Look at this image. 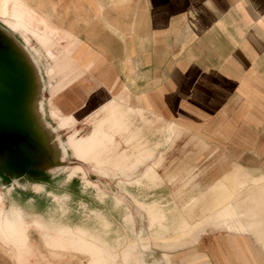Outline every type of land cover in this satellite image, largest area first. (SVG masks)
Masks as SVG:
<instances>
[{"label":"crops","instance_id":"0c3cea01","mask_svg":"<svg viewBox=\"0 0 264 264\" xmlns=\"http://www.w3.org/2000/svg\"><path fill=\"white\" fill-rule=\"evenodd\" d=\"M53 1L52 21L75 37L71 55L79 69L53 104L73 115L80 131L110 98L141 109L154 122L143 134L150 144L158 143L160 179L153 185L141 176L142 185L128 191L164 208L174 240L181 218L191 224L206 219L190 242L173 249L148 240L138 249L143 264H264V0ZM171 122L178 129L166 140L161 129ZM66 159L73 160L64 168L79 163L70 154ZM235 170L258 180L238 189L242 178L230 177ZM220 180L222 189L215 188ZM231 191L234 215L227 225L213 208ZM129 195L122 196L134 225L140 224L143 238L150 237L147 215ZM190 197L201 199L183 209ZM95 210L109 219L111 234L112 221Z\"/></svg>","mask_w":264,"mask_h":264},{"label":"bare ground","instance_id":"6f19581e","mask_svg":"<svg viewBox=\"0 0 264 264\" xmlns=\"http://www.w3.org/2000/svg\"><path fill=\"white\" fill-rule=\"evenodd\" d=\"M0 30L10 40V53L16 59L21 74V77H19L20 94L17 103L20 130L9 135L11 137L21 134L26 135L36 149L44 150L55 161H63L66 154H70L79 163L60 168L65 174L66 181L72 177L80 176L84 187H94L98 197L102 200L105 197L104 191L96 182L87 177V171L83 163L89 165L91 172H96L98 176L116 178L119 188L130 194L129 196L132 197L137 209L145 211L148 218V228L153 231L150 237L144 238L142 229L136 232L134 229L136 222L131 209L126 205L127 202L124 197L114 195L116 205H124L125 207L122 221L127 227H130V231L135 238L127 239L128 236H125L128 241L124 240L126 241L124 247L119 248L120 251L113 252L110 249L111 246L107 243L109 241L107 237L105 238L97 230H91L81 223L71 225L54 220L47 222L41 218L38 212H31L27 217L25 210L18 204H13L8 210H5L2 206L3 197L0 193V240L5 244H9L16 251L19 260L30 259L34 251L29 240L28 231L33 227L39 231L43 243L54 255L62 256L65 251L81 252L86 254L88 258L86 264H143V259L140 256L141 251H136V249L146 247L148 240H154L156 243L160 241L162 242L161 246L167 249L184 245L186 240L190 242L191 237L196 236L195 233L201 230L206 219L195 223L193 221V224H191L189 222L191 219L181 218L180 222L176 224L178 231H180L177 234V239L174 240L176 233L175 235L172 234L173 236L168 234L171 230L170 227H173V221L168 219L164 208L157 201L146 203L137 199L127 189L128 186H141V176L153 185L160 179L156 171L160 154L158 158L155 155V147L158 143L150 144L143 134L144 127L151 128L154 122L148 120L141 109L135 110L126 105L122 97H114L98 108L95 116L91 118L89 116L85 119V123L89 122L91 126L88 132L81 134L79 129L74 128L77 123L76 118L71 114H63L52 101L56 92L66 83L65 81H69L74 77L77 78L79 74V69L75 68L76 63L71 55L74 46L67 42V34L60 28L50 25L45 17L35 11L25 0H0ZM31 40L36 42L38 48L32 45ZM40 50L49 61L44 68L41 65ZM117 106H120V109L117 108L114 111L113 108ZM136 117L140 119L141 126H135L134 120ZM48 119L53 125L47 121ZM69 128H71V131L65 135V139L57 141L60 138V131ZM176 129H178V125L171 122L161 130L167 132L166 140H169L171 134L177 132ZM121 144L124 146L121 147ZM148 161H150V164L147 163ZM142 165H145V170L140 178L135 177L132 179L133 176L131 175ZM54 166V164L49 163L46 164L45 168L55 170L57 167ZM237 182L238 185H236ZM237 182L235 186H238V189L246 183L238 180ZM231 185L233 186V184ZM222 186L223 183L220 180L217 181L215 188L222 189ZM31 187L35 192H40L43 189L41 183L33 182ZM232 188L235 189L234 186ZM206 190L208 191V188ZM237 192L234 194L236 195ZM49 193L52 195L53 200L61 202L62 207L65 195L59 196L52 192ZM225 195V198H220V202L216 203L217 209H213L221 217L220 219L229 225L234 215L232 213V198L234 197L232 191ZM196 198L189 199L185 204L183 202V209H190L197 205L198 199L201 198ZM179 203L181 204L180 201ZM90 212L97 219H101L104 228L111 226L109 219L99 211L90 209ZM179 213H181L180 210ZM176 231H172V233Z\"/></svg>","mask_w":264,"mask_h":264},{"label":"rangeland","instance_id":"374dc122","mask_svg":"<svg viewBox=\"0 0 264 264\" xmlns=\"http://www.w3.org/2000/svg\"><path fill=\"white\" fill-rule=\"evenodd\" d=\"M25 1L30 4L35 11L42 14L50 25L60 28L52 21L51 13L55 8L53 0ZM60 29L67 34V42L75 46V37L68 31L63 30L62 28ZM7 42L8 38L1 36L0 33V43L7 45ZM31 43L38 48V45L34 40H31ZM40 52L41 65L44 68L49 61L41 50ZM117 108L120 109V106L113 108L114 111H116ZM96 114L97 112L95 111L89 118ZM47 121L52 124L49 119ZM134 124L135 126H141L140 121L134 120ZM86 126L87 127L83 131L79 130L81 134L88 132L91 124L87 122ZM70 131L71 129L60 131V138L57 141L65 139V135ZM27 139L34 147L30 139L28 137ZM123 146L124 145L121 144V147ZM34 149L36 148L34 147ZM42 151L45 154L42 152L34 153L31 150V146L24 140H17L14 142L3 140V143L0 146V193L3 197L2 206L5 210H8L13 204H18L25 210L27 217H29L31 212H38L41 215V218L47 222L54 220L61 223H69L71 225L81 223L91 230H97L105 238L107 237L109 240L107 243L111 246L110 249L113 250V252L120 251V249L124 247L125 242L128 241L125 236H128L127 239L135 238L130 231V227H127L122 221L125 210L124 205L117 206L112 200L113 197L111 195L118 194L119 196H122L125 194V192L116 184V178L98 176L96 172H91L92 170L89 165H84V168L87 171V176L89 175L88 177L94 179L96 183H101L99 187L104 193L106 192V198H103L102 200L96 194L94 187H84V183L80 176L72 177L70 180L66 181L65 174L60 168L64 167L63 165H66L73 159L65 158L63 161H55L47 156L44 150ZM13 155H19L23 160H26V162L28 161L24 169L13 172L9 166L6 165L9 159H12ZM48 163L54 164L57 168L55 170L45 168ZM230 177L235 180L237 178H242L240 181L246 183H255L256 180H258L248 173H240L238 170L232 172ZM14 178H16L15 181ZM33 182L41 183L43 189L40 192H35L31 187ZM49 192L58 194L59 196L65 195L62 207L61 202L53 200L52 195ZM126 205L129 206V209L131 208L130 203H127ZM93 208L101 209L103 212L105 211V215H108L112 221L111 234L109 233L110 227L104 228L100 221L101 219H97L95 215L90 212V209ZM135 228L136 232H138V229L140 231V224H138V226L136 225ZM28 236L34 251L30 259L19 260L16 251H14L9 244H5L0 240V264H86L88 262L86 254L77 251H65L62 256L54 255L53 252L43 243L39 231L33 227L29 229ZM110 236L112 237V241L109 239ZM138 249H136V251Z\"/></svg>","mask_w":264,"mask_h":264},{"label":"water","instance_id":"95a60500","mask_svg":"<svg viewBox=\"0 0 264 264\" xmlns=\"http://www.w3.org/2000/svg\"><path fill=\"white\" fill-rule=\"evenodd\" d=\"M0 33L1 36L8 38L7 35L1 32V30ZM7 43V45L0 43V146L3 143V140L7 142L24 140L31 146V150L34 153H44L41 149H34L26 135L21 134L16 135L15 137L9 135L10 133H16V131L20 130L18 124L19 110L17 109V103L20 94L19 77H21V74L16 59H14L10 53L9 38Z\"/></svg>","mask_w":264,"mask_h":264},{"label":"trees","instance_id":"16d2710c","mask_svg":"<svg viewBox=\"0 0 264 264\" xmlns=\"http://www.w3.org/2000/svg\"><path fill=\"white\" fill-rule=\"evenodd\" d=\"M28 163L26 160H23L19 155H13L12 159H9L8 163H6L7 166L13 171L16 172L17 170H22L25 168V165ZM9 169V170H10ZM10 170V171H11ZM1 174V171H0Z\"/></svg>","mask_w":264,"mask_h":264},{"label":"clouds","instance_id":"9594fccd","mask_svg":"<svg viewBox=\"0 0 264 264\" xmlns=\"http://www.w3.org/2000/svg\"><path fill=\"white\" fill-rule=\"evenodd\" d=\"M16 178H14V181H15Z\"/></svg>","mask_w":264,"mask_h":264}]
</instances>
